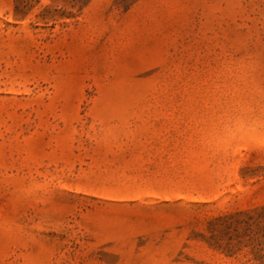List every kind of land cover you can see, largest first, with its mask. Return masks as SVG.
I'll return each mask as SVG.
<instances>
[{
  "label": "rangeland",
  "instance_id": "1",
  "mask_svg": "<svg viewBox=\"0 0 264 264\" xmlns=\"http://www.w3.org/2000/svg\"><path fill=\"white\" fill-rule=\"evenodd\" d=\"M0 264H264V0H0Z\"/></svg>",
  "mask_w": 264,
  "mask_h": 264
}]
</instances>
